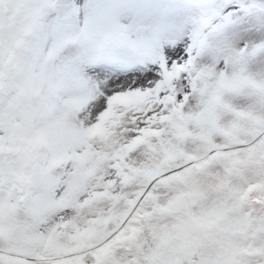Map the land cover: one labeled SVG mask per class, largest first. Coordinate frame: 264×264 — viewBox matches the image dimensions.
Segmentation results:
<instances>
[{"label": "snow or ice", "instance_id": "6c2138e0", "mask_svg": "<svg viewBox=\"0 0 264 264\" xmlns=\"http://www.w3.org/2000/svg\"><path fill=\"white\" fill-rule=\"evenodd\" d=\"M0 264H264V0H0Z\"/></svg>", "mask_w": 264, "mask_h": 264}]
</instances>
